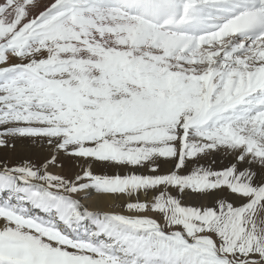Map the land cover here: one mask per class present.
Segmentation results:
<instances>
[{"label":"snow or ice","instance_id":"snow-or-ice-1","mask_svg":"<svg viewBox=\"0 0 264 264\" xmlns=\"http://www.w3.org/2000/svg\"><path fill=\"white\" fill-rule=\"evenodd\" d=\"M20 145L0 264H264V0H0Z\"/></svg>","mask_w":264,"mask_h":264},{"label":"bare ground","instance_id":"bare-ground-1","mask_svg":"<svg viewBox=\"0 0 264 264\" xmlns=\"http://www.w3.org/2000/svg\"><path fill=\"white\" fill-rule=\"evenodd\" d=\"M29 157H31V151L27 150V148L19 150V151H17V153H9V152L5 153L4 150L0 151V160H6L7 163H9V164L19 163L22 159L29 158ZM31 158L35 159V157H31ZM231 162H232V158L225 153L215 154L213 156L208 157L205 161H202L204 166L212 167L215 170H221V169L229 166ZM115 171H116V169H114V168H105L102 170L97 169L98 174L114 175ZM95 200H97V195L93 194L92 200L88 201V203L91 205L92 201H95ZM101 201L102 202L99 204V206L103 210H105V211L119 210V208L114 207V204L116 205V201L115 202H112V201L103 202V198H101Z\"/></svg>","mask_w":264,"mask_h":264},{"label":"rangeland","instance_id":"rangeland-1","mask_svg":"<svg viewBox=\"0 0 264 264\" xmlns=\"http://www.w3.org/2000/svg\"><path fill=\"white\" fill-rule=\"evenodd\" d=\"M21 148V149H20ZM27 148V150H29V151H32L31 150V148H29V147H26V146H24V145H20L19 146V148L17 149V151H19V150H22V149H26ZM3 149H0V151H2ZM5 153H8V152H5ZM9 153H12V152H9ZM17 153V152H16ZM121 172H126V170H122V169H116V171H115V174H118V173H121ZM114 174V175H115ZM118 202V203H117ZM122 202L121 201H116V205H120ZM117 208H119V210H116V211H121V208L120 207H117Z\"/></svg>","mask_w":264,"mask_h":264}]
</instances>
